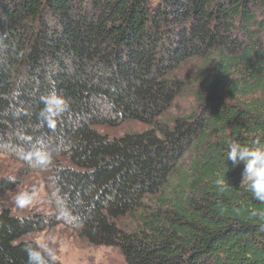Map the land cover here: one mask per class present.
Returning <instances> with one entry per match:
<instances>
[{"label":"trees","instance_id":"1","mask_svg":"<svg viewBox=\"0 0 264 264\" xmlns=\"http://www.w3.org/2000/svg\"><path fill=\"white\" fill-rule=\"evenodd\" d=\"M188 63L196 109L161 123ZM127 121L146 128L95 129ZM232 140L264 143V0H0V141L38 153L57 198L49 219L1 210L0 264L29 245L59 264L24 238L63 222L124 264H264Z\"/></svg>","mask_w":264,"mask_h":264},{"label":"rangeland","instance_id":"2","mask_svg":"<svg viewBox=\"0 0 264 264\" xmlns=\"http://www.w3.org/2000/svg\"><path fill=\"white\" fill-rule=\"evenodd\" d=\"M199 72L197 63H188L180 69L178 76L188 82L187 91L174 100L159 122L170 123L196 109L190 90L195 88ZM145 128L135 121H127L115 128L95 129L109 138H118L127 133L144 131ZM33 190L36 192L33 203L25 209L16 208L12 198L19 192L31 193ZM56 199L51 168H43L38 153L12 148L0 141V212L8 208L18 217L41 216L49 219L52 218V205ZM118 224L125 229L133 227L129 219H121ZM24 240L35 242L43 251L46 248L52 254L49 256L54 257L53 260L59 264H124L118 249L90 246L77 236L68 222L51 230L31 234Z\"/></svg>","mask_w":264,"mask_h":264},{"label":"clouds","instance_id":"3","mask_svg":"<svg viewBox=\"0 0 264 264\" xmlns=\"http://www.w3.org/2000/svg\"><path fill=\"white\" fill-rule=\"evenodd\" d=\"M227 160L235 167L243 163L242 184H246L256 200L264 202V143L255 140L252 146L242 145L232 140L227 142ZM36 192H19L12 199L18 209H25L33 203ZM43 247V246H42ZM48 255H52L45 248ZM28 264H48L41 251L31 245L25 248ZM54 259V257H52Z\"/></svg>","mask_w":264,"mask_h":264}]
</instances>
